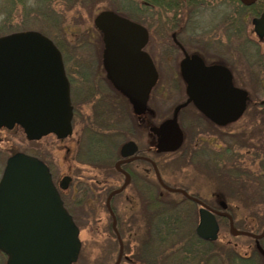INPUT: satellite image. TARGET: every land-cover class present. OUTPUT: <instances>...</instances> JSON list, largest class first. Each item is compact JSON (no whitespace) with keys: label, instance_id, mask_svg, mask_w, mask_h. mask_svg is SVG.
<instances>
[{"label":"rangeland","instance_id":"374dc122","mask_svg":"<svg viewBox=\"0 0 264 264\" xmlns=\"http://www.w3.org/2000/svg\"><path fill=\"white\" fill-rule=\"evenodd\" d=\"M140 2L141 0H133L132 7L126 9L122 3L120 9L136 21L143 19L148 23L158 22V12L155 9L152 12L141 8L143 15L140 14ZM111 3L110 0H0V36L20 31H38L52 39L58 46L70 81L71 101L74 107L72 134L62 140H58L54 135H47L38 141H29L19 127L11 130L1 129L0 177L6 159L17 152L36 156L43 161L50 169L57 188L65 176L71 177L70 185L66 190H60V194L68 212L79 227L81 246L76 264H113L117 258L118 241L111 234L110 218L104 204L107 196L104 197L105 195L100 193L104 190L117 189L122 184V177L114 172L112 164L118 154L117 149L135 126V119L124 99L113 94L99 98L93 84L86 82L91 76L101 73L97 59L102 49L100 50L98 32L94 28V18L100 12L108 10L112 6ZM224 5L221 11L222 7L211 3L209 11L200 13L202 32H209L212 27L222 23L226 16L227 18L233 16V19H236L238 5L235 2ZM262 10L255 13L253 8L243 9L244 23L240 25L243 30L240 36L230 38L229 35L228 41L224 39L222 43L217 39L211 40L215 49L206 51L210 55L217 53L222 56L220 58L227 59L233 83L245 91L246 101L250 105L264 103V41L258 40L255 36L251 21L258 17ZM162 31L156 29L149 32L150 39L146 48L155 59L158 74V81L147 105L148 109L143 115V120L146 118L143 125L145 127L143 150L147 148L149 153L153 152L158 141L159 124L171 116L174 107L182 102L187 94L185 80L180 72L182 60L174 63L172 50L157 46L161 42ZM227 32L230 34V31ZM95 98H99L100 104L95 103L94 107L87 104ZM240 119V122L218 128L201 119L191 106L184 110L179 117V123L185 133L184 143L187 148L185 144L184 148L189 153L150 156L156 160L162 180L172 187H185L190 194L194 196L198 194L210 207L218 208L221 194L217 193L220 192L204 182L206 178L203 176L204 173L202 176L195 175L194 166H205L217 152L223 151L225 144L232 143L231 138L234 134L240 133L245 120L248 121L245 116ZM179 156L188 161L183 160L184 158L178 159ZM168 157L180 161L177 169L162 167ZM108 164L112 167H108ZM103 165L105 166L102 167ZM143 168L148 167L143 164ZM106 170L111 174L107 176ZM101 179L106 181L102 183ZM148 179L159 188L152 169ZM135 188V183H131L123 193L114 196L111 204L116 208V212L125 216L124 205L126 209L129 205L123 199L128 195L139 197L140 193L135 194ZM148 191V187L143 188L144 193ZM150 192L152 196L159 193L155 187L153 190L151 188ZM143 195L150 197L148 194ZM95 196H101V200L96 201ZM172 198L178 203L168 207L162 215L164 219L168 215L173 220L177 219L176 222L180 226L176 231L172 225L173 229L171 228L169 233L167 231L170 228L167 227L164 228V233L156 235L151 232L152 236L146 238L144 245L143 239L134 240L125 232L124 238L129 242L130 255L137 257L136 264H235L233 252L220 248L227 243L233 246L239 259L244 260L250 256L256 262L252 247L253 241L257 240L231 236L228 220L225 219L219 221V235L215 241L217 246L210 245L211 242H205L207 244L205 245L192 241L190 235H193L199 221L198 209L194 204L183 201L182 197ZM132 205L135 206L134 201ZM247 219L249 218H244L245 221ZM123 225L124 223L120 228ZM262 230L249 232L259 234ZM120 264H126L125 260L123 259Z\"/></svg>","mask_w":264,"mask_h":264},{"label":"water","instance_id":"95a60500","mask_svg":"<svg viewBox=\"0 0 264 264\" xmlns=\"http://www.w3.org/2000/svg\"><path fill=\"white\" fill-rule=\"evenodd\" d=\"M239 1L244 6L256 2ZM94 25L103 35L106 75L128 98L134 114L141 115L158 77L149 55L141 52L148 40L147 31L110 11L98 14ZM252 26L256 37L264 41V10L252 20ZM181 72L187 98L174 108L169 119L160 124L156 144L159 153L175 152L182 145L183 133L177 118L189 104L192 103L218 126L236 122L246 109V93L233 85L231 74L225 67L206 66L198 58L187 57L181 65ZM72 119L70 85L61 52L53 41L36 31L0 37V129L11 130L19 126L29 141H38L47 135L62 140L72 134ZM136 152L133 142L125 143L121 157H133ZM119 164H116L117 168ZM155 173L166 191L179 193L202 206L195 230L200 239L217 240V217L229 220L232 236L264 238V229L260 234L237 230L229 214L205 206L184 190L168 187L157 170ZM125 176L122 186L108 196L107 207L110 199L127 186L129 178ZM70 181V177L65 176L59 184L60 189L66 190ZM226 208L225 202H221L220 209ZM79 250V230L63 206L49 168L26 153L10 156L0 178V251L7 256V264H73ZM121 256L120 242L115 264H119Z\"/></svg>","mask_w":264,"mask_h":264},{"label":"flooded vegetation","instance_id":"af4514ba","mask_svg":"<svg viewBox=\"0 0 264 264\" xmlns=\"http://www.w3.org/2000/svg\"><path fill=\"white\" fill-rule=\"evenodd\" d=\"M119 1H121V2H119ZM132 1L133 0H110V2H112L111 3L112 6L107 11H110V12L118 15L121 18L129 20L133 23H136L147 31L148 40H147L145 47L141 49V52L144 51L145 53H147V55H149V57L151 58L155 67H156L155 59H154L153 55L146 50V48L148 47L149 39H150V33L149 32L151 30L154 31L156 29H159V30H161V31L163 30V31L161 34V42H159L157 46L161 47L163 49L166 48L165 50H172L173 55L175 57L174 63H176V61L179 59L182 60V63H183L185 61V59L187 57H189V58L200 59L203 62V64L206 66H222V67L228 68L227 59L220 58L222 56L218 55L217 53H213L211 55L206 53V51H209V50L211 51L212 49H215L212 47L211 40L217 39L219 41V43H222L224 39L226 40V42L228 41L229 35H230V38L239 37L240 33H242V31H243L242 27L240 26V25H243V23H244L243 22V18H244L243 9L255 6V10L259 11L260 9L264 8V0H256V2L250 6H244L242 3H240L239 0H148V1L147 0H141V2H140L141 7L139 6L140 14L143 13V12H141V8H142V10L144 9L146 11L149 10L152 12L155 9V11L158 12L157 20L159 23L158 22L153 23L152 21H149V20L148 21L150 23H148L146 21H143V19L136 21L135 19H132V17L130 15L126 14L123 10L120 9V6L122 5V3H124L125 9L128 7H132V5H131ZM152 1H158V2L163 3V4L166 3L170 7L167 8L163 5H154L152 3ZM228 2H231V3L235 2L238 5V11H237V13H235L236 19H233V16L228 17V18L226 16V18L222 21V23H218L216 26L212 27V29L209 32H205V31L202 32L201 22L199 20L200 13L203 11H206V10L209 11V9H210L209 6L211 3L218 4L219 7H222L221 8V11H222L223 5L225 3H228ZM260 5H262V8L260 7ZM227 31H230V34H228ZM97 32H98V40H99L100 50L102 49L100 57H98V59H97L98 67L100 68L101 73L91 76L90 80L89 81L87 80L86 82L93 84V88L95 89V92L96 91L98 92L97 96L99 95L98 96L99 98H101L102 96H104L106 94L107 95L108 94L118 95L119 97L124 99V101L127 102V104L129 105V108H130L132 115L135 119V122H134L135 126H134V129L129 131V136H127V138L124 140L123 144L119 147V149H117L118 154H116V159L114 161V164H112V165H114V167H113L114 172L117 173L120 177H122L121 178L122 184L125 180V175H127V177L129 178L127 186L125 187V189L121 193H123L131 185V183H135V187H136L135 191H134L135 194H138V193H140L142 195L148 194L150 196L148 198L146 197L147 199L150 200V203H148L146 205L145 210L148 213L147 216L149 217L148 221H149L150 225L154 226V225L158 224L157 221H158L159 216L160 217L162 216V212H161L162 210H161L160 206L157 207V205H155V203H153L154 200H157V198H156L157 194L155 196H152V194L150 192L151 188H152V190L154 189V187L157 190H158V188L156 186H154V183H152L151 180L148 179V174H149L151 169H152L154 176H155V172L153 170V164H151L149 161H152L155 164V166L157 167V169L159 170L158 165L156 163V160L154 158H151L150 156H152V155H154V156L159 155L160 156L162 154L158 153L155 148L153 149V152H152L153 154L147 152V148L145 150H143V131L145 129V127L143 125H145V119L146 118L143 120V113L139 116L134 115L133 107H132L131 103L129 102L128 98L113 86V84L110 82L108 76L106 75V72L103 68V51H104L103 38H102L101 33L98 30H97ZM217 35H219L218 38H216ZM165 41H167V42H165ZM207 58H210V59H207ZM217 58H219V59H217ZM182 63H181V65H182ZM180 72H181V66H180ZM181 74H182V72H181ZM186 92H187V87H186ZM99 98H95V100H92V101L88 102L87 104L94 107L95 103L100 104ZM186 98H187V95L182 102H184L186 100ZM182 102H180V103H182ZM190 106L193 108V110H195L197 112V114L199 115V117H201V119H204L207 122V120L203 117L201 112L191 103L179 112L178 118H177V122H178L179 126H180L179 117H180L181 113ZM171 116H172V114H171ZM169 118H167V119H169ZM167 119H165V120H167ZM165 120H163V121H165ZM150 121H151V118H150ZM213 125L216 127L215 124H213ZM180 128H181V126H180ZM181 130L183 131L182 128H181ZM131 132L133 135H131ZM183 133H184V131H183ZM138 135L140 136L139 139L137 138ZM129 142H133L136 145L137 152L135 153V156L127 157V158L123 159L121 157V148L125 143H129ZM155 147H156V145H155ZM148 149H150V148H148ZM134 157L136 159H134L132 161H128ZM117 163H120L119 164V170L116 167ZM139 164H142V165H139ZM143 164L146 165L148 168H143ZM155 179H156V176H155ZM156 181H157V179H156ZM157 183H158V181H157ZM146 187H148L149 191L144 193L143 188H146ZM112 191L113 190L109 191L107 194H109ZM163 191H165V190H163ZM187 193L190 194V192H188V191H187ZM169 194H171V193H169ZM172 195H177L179 197L181 196L183 198V196L181 194H172ZM190 195L192 196V194H190ZM193 197L196 198L197 200H199L205 206H209L201 198L196 197L194 195H193ZM113 198H115V197L113 196L111 198V202H112ZM123 200L126 204L129 205V208L126 209L125 205H124L123 211L125 212V218L122 219V221L117 219L116 208L110 203V211H109V209H107L106 204H105V209L109 214L111 227L114 225L117 228V226L118 225L121 226L122 223H124V225H131V223H132L131 217H133V214H136V215L143 217V204H140V202L138 203V200H139L138 197L128 195V196L124 197ZM133 201H135V203H134L135 206L132 205ZM184 201H187V200L184 199ZM189 202L194 204L196 209L199 210L201 208L200 204H198L194 201H189ZM110 212H111V214H110ZM126 212H129V213L126 214ZM158 214H160V215H158ZM151 236L152 235H149L146 238L149 239V237H151ZM114 237L116 239V235H114ZM117 254H118V250H117ZM123 259L129 260V256L124 253L123 256L121 257L120 263L122 262ZM0 264H7V256L2 251H0Z\"/></svg>","mask_w":264,"mask_h":264},{"label":"trees","instance_id":"16d2710c","mask_svg":"<svg viewBox=\"0 0 264 264\" xmlns=\"http://www.w3.org/2000/svg\"><path fill=\"white\" fill-rule=\"evenodd\" d=\"M152 3L154 5H163L167 8L170 7L166 3L163 4L158 1H152ZM260 7L262 8V5H260ZM251 8H253L254 11L255 6L244 9L251 10ZM244 116L248 121L245 120L241 132L236 135L234 134L231 138L232 143L225 144L223 151L217 152L214 155V158H212V160L205 166H194V173L195 175L198 174V176H202L204 173L203 176H206L204 182L220 192L217 193L221 194V198L218 200H220V202H225L227 206L226 210L231 216L233 224L237 229L248 232H258L264 228V103L260 102L258 105L254 103L253 105H250L247 103V109L243 117ZM237 122L240 121L238 120ZM208 123L210 122L208 121ZM184 144L185 143H183L182 147L177 152L172 154L179 153V155H184L189 153L185 151L187 146L185 144L186 148H184ZM179 157L178 159L184 158ZM183 160L186 162L188 161L185 158ZM179 162L180 161H177L176 158L173 159L172 157H168L164 160L165 164L162 165V167L164 166L167 169L175 167V169H177ZM104 166L105 165L102 167ZM108 167H112L111 164H108ZM109 169V171H111V168ZM109 171H107V176L111 174ZM100 181L104 183L106 179H101ZM154 186L157 187L156 183ZM180 188L186 190L185 187ZM158 191L159 194L156 196L157 200H154L153 203H155L157 207H161V212L164 215V211H167L168 207H173V204L178 203L172 198V196L177 195L169 194L168 192L161 190L160 187L158 188ZM108 192L109 190H104L100 194L105 195L104 197H106ZM195 196L200 198L198 194ZM100 197L101 196H95L94 199L99 202L101 200ZM138 199V203L140 202V204H143V217L133 214V217H131V225H123L121 228L120 225L117 226L119 235L124 242V253L129 255V260H125L126 264H136L137 257L133 254L130 255L131 250L129 248V242H126L124 238L125 232L129 233V236L134 240L143 239L144 245L146 237L151 235V232L156 235L161 232L164 233V228L167 227L170 228V230L167 231V233H169L171 228L173 229V226L175 231L176 228L180 226L176 222L177 219L173 220L170 218V215L165 219L163 218V215L161 217L159 216L157 221L158 225L151 226L148 221V213L145 210V207L150 203V200L142 194L139 195ZM116 214L118 220L125 218L123 213L120 214L116 212ZM245 217L249 219L245 221ZM111 234L114 235L112 232ZM190 238L193 239L192 241H196L199 244L205 243L199 240L194 232L193 235H190ZM257 242L253 241L254 245L252 247V253H255L256 262L253 257L250 256L244 260L239 259L237 253L234 252V248H232L233 246L229 245V243L221 245L220 248H223V251L230 250L229 252H233V261L235 264H264V238L257 240ZM205 245L207 244L205 243ZM210 245L217 246V243L211 242ZM137 252L140 253V250Z\"/></svg>","mask_w":264,"mask_h":264}]
</instances>
